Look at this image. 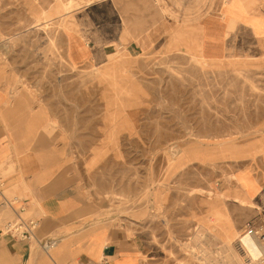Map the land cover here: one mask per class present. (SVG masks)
<instances>
[{"label": "rangeland", "instance_id": "rangeland-1", "mask_svg": "<svg viewBox=\"0 0 264 264\" xmlns=\"http://www.w3.org/2000/svg\"><path fill=\"white\" fill-rule=\"evenodd\" d=\"M95 1L61 0L58 15L57 0H0V61L46 108L87 202L58 237L105 229L137 240L145 264H200L188 244L209 264H231L233 247L257 264L239 239L264 226V48L241 34L248 48L220 61L155 44L71 67L63 32Z\"/></svg>", "mask_w": 264, "mask_h": 264}, {"label": "crops", "instance_id": "crops-1", "mask_svg": "<svg viewBox=\"0 0 264 264\" xmlns=\"http://www.w3.org/2000/svg\"><path fill=\"white\" fill-rule=\"evenodd\" d=\"M77 15L76 27L66 26L63 32L71 67L107 57L110 61L117 52L138 53L155 44L220 61L229 50L248 48L241 34L251 35L264 48V0H96ZM13 74L0 61V171L14 167L15 173L4 177L20 201L0 211V229L24 209V218L39 223L37 236L59 239V244L46 254L33 244L0 237V264H97L102 257L110 264H145L137 240L109 235L105 229L58 237L87 209L86 198L73 172L64 174L62 149L55 147L65 143L48 129L46 108L32 105L29 91L15 89ZM248 223L253 222L244 230ZM244 241L252 242V251ZM240 246L257 262L262 250L255 238Z\"/></svg>", "mask_w": 264, "mask_h": 264}, {"label": "built area", "instance_id": "built-area-1", "mask_svg": "<svg viewBox=\"0 0 264 264\" xmlns=\"http://www.w3.org/2000/svg\"><path fill=\"white\" fill-rule=\"evenodd\" d=\"M7 181L0 171V210L13 208L19 204L17 197H9L6 194ZM21 213H18L13 221H9L0 229V237L9 236L16 241L26 242L29 245L36 244L44 253L50 254L56 249L59 244V239L55 238H39L37 230L39 223L34 219L24 218ZM246 238H255L262 250L261 258L264 257V226L257 227L256 224L248 223L241 235L239 242L243 243ZM97 264H110L108 257H102Z\"/></svg>", "mask_w": 264, "mask_h": 264}, {"label": "bare ground", "instance_id": "bare-ground-1", "mask_svg": "<svg viewBox=\"0 0 264 264\" xmlns=\"http://www.w3.org/2000/svg\"><path fill=\"white\" fill-rule=\"evenodd\" d=\"M72 4V3H71ZM73 6V4L71 5ZM89 6V5H88ZM56 14L58 15H62L64 13V11H66V8L64 7L63 3L61 2V0H57V4L54 8ZM71 11V10H70ZM47 14V12L45 13V15ZM44 15V16H45ZM68 15V14H67ZM47 19V18H46ZM49 20V19H47ZM40 19H38L37 23L33 25V28H40L39 24ZM31 30V29H30ZM9 42V41H8ZM212 235V234H210ZM256 240V239H255ZM254 241V239H253ZM107 244V243H106ZM244 244L247 246V249L249 251H252V242L250 241H244ZM185 247L187 248V250L191 253V255L193 256V258L198 261L200 264H209L208 259H207V255H206V251H204L200 246H197L195 244H188L185 245ZM239 248H241L240 243H239ZM258 248V247H257ZM236 247L231 248V257H232V261L231 264H245V262L240 258L239 254L236 251ZM242 250V249H241ZM243 251V250H242ZM244 252V251H243ZM247 257L249 258V261L252 263H257V264H264V257L261 258V254L262 252H259V255L257 256V262L252 258V256L247 252H244ZM263 255V254H262Z\"/></svg>", "mask_w": 264, "mask_h": 264}]
</instances>
